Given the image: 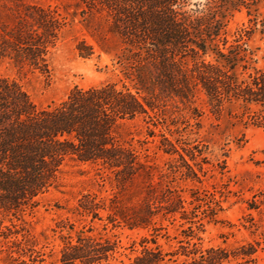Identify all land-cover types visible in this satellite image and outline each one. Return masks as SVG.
Returning a JSON list of instances; mask_svg holds the SVG:
<instances>
[{"label":"trees","instance_id":"trees-1","mask_svg":"<svg viewBox=\"0 0 264 264\" xmlns=\"http://www.w3.org/2000/svg\"><path fill=\"white\" fill-rule=\"evenodd\" d=\"M190 1L77 0L75 12L67 6L25 3L18 5L12 24L0 25V64L8 62L18 71L50 75L51 51L78 15L87 21L88 33L101 50L107 51L109 39L119 45L114 58L117 80L76 86L64 99L43 107L18 81L0 75V242L7 245L0 243V254L10 257V264H38L41 251L13 219L34 209L74 163L96 166L114 182L118 194L85 192L73 210L91 221L105 217V229H146L160 215L185 209L184 196L170 187L159 190L157 167L123 137L130 121L149 119L146 122L156 126L158 117L189 106L200 93L216 111L227 103L264 109V46L257 65L249 43L258 26L264 32L259 10L264 0H205L189 12ZM243 10L249 25L231 35L229 19ZM77 50L90 57L96 48L82 39ZM252 112L254 122L264 125V113ZM147 135L153 137L155 131ZM161 143L166 152L180 155L198 178L174 141L163 135ZM139 179L144 184L139 202L121 200L119 192ZM58 228L63 245L54 264H113L115 240L96 233L93 226L78 229L70 220ZM140 245L131 264H221L228 257L224 250H204L189 242L165 250L156 237H145Z\"/></svg>","mask_w":264,"mask_h":264},{"label":"rangeland","instance_id":"rangeland-1","mask_svg":"<svg viewBox=\"0 0 264 264\" xmlns=\"http://www.w3.org/2000/svg\"><path fill=\"white\" fill-rule=\"evenodd\" d=\"M204 1L191 0L186 9L191 12L196 3ZM76 2L0 0V25L14 22L18 5H59L75 12ZM259 10L264 14V1L259 3ZM248 18L245 10L236 12L229 19L230 34L249 25ZM82 19L80 15L71 18L61 40L52 49L50 75L18 71L8 62L0 64V75L18 81L39 107L64 99L76 86L89 88L117 80L119 70L114 58L119 52L118 41L109 39L105 45L107 51L101 50L88 33L87 21ZM82 39L95 45L94 55L83 57L78 53L77 44ZM249 43L255 51L257 65L261 64L264 46L261 26ZM252 111L264 113V109L245 110L238 103H227L216 111L200 93L189 106L181 105L174 114L158 117L160 122L156 126L142 118L127 123L122 135L157 167L160 172L155 179L158 189L170 187L175 195H182L186 200L185 209L165 217L160 215L146 229H129L123 225L114 228L109 225L105 229V217L91 221L90 217L73 214L85 192L102 196L118 194L112 178L89 163L68 166L60 185L43 194L39 204L27 210L20 220L14 218V224L19 229L24 228L26 240L29 234L35 241L36 249L41 251L38 264L58 262L63 245L58 225L66 220L75 223L78 229L93 226L96 233L115 240L118 247L113 264H131L140 253V241L145 237H156L165 250H177L188 242L204 250H224L228 257L221 264H264V125L254 122L250 116ZM150 129L155 131V136L147 135ZM163 135L176 143L179 153L198 178L190 173L180 155L166 152L167 148L161 143ZM143 186L142 180H136L119 192V198L136 204L143 196ZM7 224L11 223L7 221ZM18 237L22 239L21 234ZM149 245L154 246L151 241ZM0 264H10V257L0 254Z\"/></svg>","mask_w":264,"mask_h":264}]
</instances>
